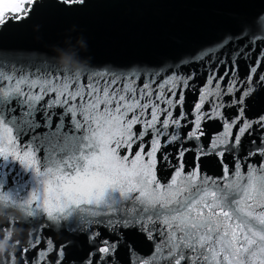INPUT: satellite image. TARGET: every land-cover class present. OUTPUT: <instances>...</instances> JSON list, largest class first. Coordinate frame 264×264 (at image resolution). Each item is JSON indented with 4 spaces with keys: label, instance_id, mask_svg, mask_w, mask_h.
<instances>
[{
    "label": "snow or ice",
    "instance_id": "obj_1",
    "mask_svg": "<svg viewBox=\"0 0 264 264\" xmlns=\"http://www.w3.org/2000/svg\"><path fill=\"white\" fill-rule=\"evenodd\" d=\"M64 2L83 3L84 0ZM34 6V0H0V26L27 18ZM260 20H264V15L257 14L249 23L253 29L251 37L256 35ZM221 40V47L231 48L229 39L222 37ZM260 42L264 44V39ZM244 43L240 41L241 46ZM233 51L239 52V48ZM246 52L247 49L240 55ZM207 55L208 52L195 53L192 60L201 61ZM238 64L236 61L235 65ZM228 65L235 66L231 58ZM182 71L187 70L179 65L152 72L106 69L92 73L83 84L79 75H75L68 76L62 83L57 81L58 87L41 89L53 96L50 103L43 95L29 96V102L23 103V112L15 116L17 124L28 126L36 142L26 141L23 147L27 150L22 156L15 150L20 138L13 137V127L0 118L7 143L12 146L11 151L0 148V165L10 167L18 161L22 166L17 186L9 193L7 185L0 183V194L26 200L30 215L39 210L49 221L75 222L76 228L69 224V231L83 232L86 225L88 248L80 257V264H113L122 249L128 251L129 264H248L257 250L264 254V205L258 203L254 208L247 203L255 199L254 192L264 196V166L259 170L251 168L242 176L239 163L233 169L225 163L227 155L236 152L246 138L254 145L247 155L264 157V114L254 119L247 116L248 98L254 91L252 74L256 68H250L243 84L234 81L231 86L220 88L221 81L227 85L231 67L228 72L217 74L214 66L203 82L212 87L205 91L197 89V100L191 108L187 106V89L195 83V77L188 73L187 78H182ZM259 80L264 81V76ZM16 91L20 89L17 87ZM8 95L4 94L5 99ZM32 100L42 105L33 104ZM55 107L64 109L62 115L74 118L80 109L91 113L99 129L93 133L95 141L88 142L86 135L76 136L77 132L90 127L87 116L84 117L87 124L74 120L67 137H54L52 129H48L47 135L37 132L32 123L34 114L43 109L47 125L54 114L51 109ZM228 109L233 110L231 115ZM209 121L219 123L222 130L209 135L205 130ZM56 127L60 129V124ZM53 139L62 143V151L72 150L76 160L71 164L62 159L64 175L58 178L55 206L50 205L42 193H37L33 178L35 164H40L35 168L36 177L44 175L45 170L51 172L47 161L52 156L46 160H37V156L38 145ZM168 146L176 149L178 167L165 187L156 178L155 171L159 162L167 161ZM189 155L194 161L193 169L186 172L185 158ZM207 156L220 162L224 178L234 174L243 181L244 187L229 191L233 184L221 186L201 175L199 165ZM178 177H183L182 187L177 185ZM26 189L32 190L31 199ZM20 192L24 193L23 198ZM145 204L149 207H144ZM256 208L260 211L256 212ZM137 229L154 241L150 258H140L128 243L129 230ZM3 239L4 236H0V240ZM8 243L19 244L13 239ZM39 243L38 238L34 239L27 248H21L20 253L30 251ZM71 246V240L59 245L49 240L42 255L47 257L54 252L52 264H65V255ZM4 260L6 264H13L7 251ZM37 260L40 261V257Z\"/></svg>",
    "mask_w": 264,
    "mask_h": 264
},
{
    "label": "water",
    "instance_id": "obj_2",
    "mask_svg": "<svg viewBox=\"0 0 264 264\" xmlns=\"http://www.w3.org/2000/svg\"><path fill=\"white\" fill-rule=\"evenodd\" d=\"M34 4L27 18L12 20L0 26V118L13 127L12 136L20 138L16 141L15 150L21 156L27 150L23 147L25 142L32 140V132L25 124H17L15 113L23 112V103L29 102L28 97L43 95L50 103L53 96L41 89L58 87L57 81L62 83L68 76L75 75H79L80 83L83 84L92 73L106 69L116 72H152L174 69L179 65L187 70L180 73L182 78H187L188 73L195 77V83L187 89V106L191 108L197 100V89L205 91L212 87L203 82L211 75L214 66L217 74L228 72L231 67L226 77L227 85L221 81L220 88L231 86L234 81L243 84L250 68L255 67L251 85L254 91L248 98L247 116L254 119L264 114V81L259 80L260 76H264V44L260 42L264 39V20L258 21L259 28L254 37H251L253 29L249 27L257 14L264 15V0H84L83 3L34 0ZM233 33L238 35L233 36ZM222 37L231 41V48L221 47ZM247 37H251L250 40H246ZM242 40L245 43L241 46ZM237 48L239 52H234L233 49ZM246 49V54L240 55ZM200 52H208V55L201 61H193V54ZM229 58L233 65L236 61L239 64L228 65ZM17 87L19 92L16 91ZM5 93L9 94L7 99ZM222 99L226 101L227 97ZM30 102L42 105V102L35 100ZM51 111L54 114L47 125L44 123L47 117L43 109L34 114L32 123L37 132L47 135L48 129H52L54 137H67L74 120L80 119L86 124L91 121V125L85 127L83 132H77L76 136L86 135L89 137L88 142L95 141L93 133L99 129L91 113L80 109L74 118L62 115L64 109L60 107ZM228 112L231 115L233 110L228 109ZM85 116L88 121L84 120ZM58 124L60 129L56 127ZM205 130L212 135L222 129L219 123L209 121ZM256 135H259V130ZM249 139L246 138L240 148L229 153L225 160L229 169L239 163L242 176L251 168L259 170L264 166V157L247 155L254 148ZM38 147L37 160L52 157L47 161L51 172L45 170L44 175L36 177L35 168L40 167V164L33 166L36 191L55 206L58 203L55 198L60 183L58 178L64 175L62 159L75 164V156L72 150L67 153L62 151L63 145L56 139L41 143ZM0 148L12 150V146L7 143L3 125H0ZM120 151L123 154V150ZM166 153L167 161L159 162L155 171L156 178L165 187L178 167L176 149L168 146ZM185 159V170L191 172L193 158L189 155ZM20 167L18 161H14L10 167L0 165V183L7 185L9 193L17 186ZM199 167L201 175L212 178L221 186L233 184L234 187L229 191L244 187L243 181L234 174L224 178L220 162L212 156L204 157ZM182 179L177 178L180 187L183 186ZM26 191L28 199H31L32 190ZM253 195L255 199L247 203L253 204L254 208L258 203L264 205V196L258 192ZM23 196L24 193L20 192V197ZM144 207L149 206L145 204ZM259 211L260 208H256V212ZM29 213L30 206L26 200L0 194V236H4L0 240V264H6V251L12 257L13 264H40L41 261L42 264H52L54 252L47 257L42 255L48 248L49 240L53 245L71 240L72 246L66 252L65 264H80V257L88 248L87 226L83 232L69 231V224L73 229L76 228L75 222H52L39 210L31 215ZM160 219L162 221L163 217ZM148 226L153 227L151 224ZM36 238L40 241L38 246L21 254L20 249L27 248ZM10 239L19 244L9 245ZM128 243L140 258H150L153 254L154 241L148 238L146 232L129 230ZM37 257H40V261ZM113 264H129L128 251L122 249ZM248 264H264V254L257 250V255L251 257Z\"/></svg>",
    "mask_w": 264,
    "mask_h": 264
},
{
    "label": "rangeland",
    "instance_id": "obj_3",
    "mask_svg": "<svg viewBox=\"0 0 264 264\" xmlns=\"http://www.w3.org/2000/svg\"><path fill=\"white\" fill-rule=\"evenodd\" d=\"M10 2H11V0H10Z\"/></svg>",
    "mask_w": 264,
    "mask_h": 264
},
{
    "label": "flooded vegetation",
    "instance_id": "obj_4",
    "mask_svg": "<svg viewBox=\"0 0 264 264\" xmlns=\"http://www.w3.org/2000/svg\"><path fill=\"white\" fill-rule=\"evenodd\" d=\"M14 15V14H13Z\"/></svg>",
    "mask_w": 264,
    "mask_h": 264
}]
</instances>
